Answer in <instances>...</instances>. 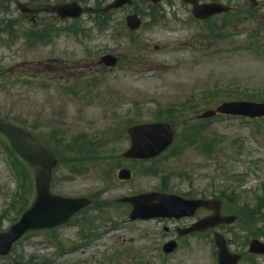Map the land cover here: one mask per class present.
Listing matches in <instances>:
<instances>
[{"label":"rangeland","instance_id":"1","mask_svg":"<svg viewBox=\"0 0 264 264\" xmlns=\"http://www.w3.org/2000/svg\"><path fill=\"white\" fill-rule=\"evenodd\" d=\"M23 1L38 6L60 0ZM78 1L87 7L99 4V0ZM218 1L229 4L232 15L219 14L202 22L191 16L190 6L181 0H163L158 7L164 17L155 24H146L148 4H139L144 24L129 33L131 38L124 23V16L133 9L130 6L111 12L108 27L100 32L93 24L92 12L73 22L56 20L41 11L33 23H27L11 4L12 11L5 18L17 17L16 23L9 28V23L0 24V115L25 123L61 149L65 160L54 171V192L85 195L93 204L78 216L88 223L83 227L87 239H80V227L75 224L57 231L60 243L67 247L75 243L76 248L60 253L56 243L41 234H30L16 243L9 255L0 257V264H12L13 259L31 264H43L47 259L53 264H217L211 232L191 234L166 254L162 242L173 233H165L163 227L173 228V219L127 220L129 209L116 198L159 189L162 183L168 191L189 192V197L224 196L231 211L239 213L237 223L218 227L232 251H247L251 232L264 241V201L257 204L264 198V120L218 117L202 121L189 127L191 146H187V132L182 129L180 139L176 137L155 159H117L128 145L121 130L125 123L152 119L159 106L166 112L164 107H170L178 133L186 116L195 119L224 99L264 101V0L254 7L248 0ZM46 21L85 29L77 36L53 30L50 40L40 26ZM37 27L38 41L26 42L23 30ZM107 52L119 57L118 64L111 69L96 66V60ZM210 100L214 102L206 105ZM198 132L201 140H197ZM81 133L88 135L81 141L83 150H70L67 144ZM106 136L109 141L97 143ZM1 147L3 230L18 217L19 204L31 203L35 189L30 170L19 169L26 174L22 175L25 187H21L19 198L24 188L26 191L18 206L12 207L20 178ZM102 158L107 159L100 161ZM123 166L132 171L127 181L116 176ZM206 213L201 209L179 224ZM244 217L252 225L244 226ZM248 261L264 264V255Z\"/></svg>","mask_w":264,"mask_h":264},{"label":"water","instance_id":"2","mask_svg":"<svg viewBox=\"0 0 264 264\" xmlns=\"http://www.w3.org/2000/svg\"><path fill=\"white\" fill-rule=\"evenodd\" d=\"M193 4V12L196 16L205 17L211 13L225 10L226 7L217 3L198 4L196 0H187ZM126 0H117L112 6L122 4ZM59 14L75 15L79 13L73 12L72 7L56 8ZM216 112L223 113H256V115L264 114V103H249L244 101H229L224 102L218 107L208 110L202 116H208ZM255 115V114H252ZM145 125V127H134L130 130L132 137V146L127 150L125 156H149L156 154L164 148L172 140V131L169 125ZM152 126V127H146ZM142 127L141 129H139ZM0 130L5 133L13 147L24 157L35 169L36 186L38 189V196L31 208H29L22 216L20 221L13 225L7 232L0 233V252L7 251L11 243L17 239L24 231L30 228H37L43 226H53L60 222L66 221L69 215L77 208L86 203L83 198H64L61 196H53L48 192V185L50 179V172L52 166L55 164V157L51 150L44 147L38 140L33 138L29 133L23 130L5 124L0 121ZM146 137L142 140L140 137ZM122 177L125 176L121 174ZM157 199V203L152 202ZM135 207L138 208L140 201H147L145 206L146 211L136 210L135 213L146 215H174L180 216L184 214H192L195 208L199 205H209L216 203L215 208L219 207L217 201H201V200H185L176 195H163L156 193L141 194L131 199ZM218 217V218H217ZM217 218V219H215ZM229 221L232 217L222 218L215 213L214 216L205 218L201 222L207 225H213L217 221ZM217 243H219L222 251L220 253V264H235L237 256L225 253L224 240L221 236L215 233ZM257 243L253 242L252 250L262 251L258 249ZM15 264H23L15 262Z\"/></svg>","mask_w":264,"mask_h":264}]
</instances>
